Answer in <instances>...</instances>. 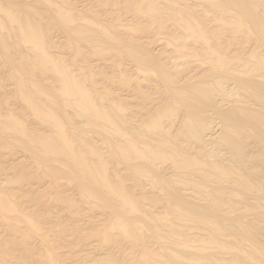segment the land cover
<instances>
[{
	"label": "bare ground",
	"instance_id": "bare-ground-1",
	"mask_svg": "<svg viewBox=\"0 0 264 264\" xmlns=\"http://www.w3.org/2000/svg\"><path fill=\"white\" fill-rule=\"evenodd\" d=\"M0 264H264V0H0Z\"/></svg>",
	"mask_w": 264,
	"mask_h": 264
}]
</instances>
